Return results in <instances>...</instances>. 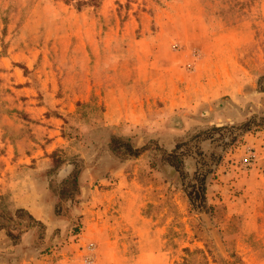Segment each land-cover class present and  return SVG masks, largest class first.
<instances>
[{"label": "rangeland", "instance_id": "1", "mask_svg": "<svg viewBox=\"0 0 264 264\" xmlns=\"http://www.w3.org/2000/svg\"><path fill=\"white\" fill-rule=\"evenodd\" d=\"M77 1L0 0V264H264V0ZM107 87L148 121L108 124Z\"/></svg>", "mask_w": 264, "mask_h": 264}, {"label": "crops", "instance_id": "2", "mask_svg": "<svg viewBox=\"0 0 264 264\" xmlns=\"http://www.w3.org/2000/svg\"><path fill=\"white\" fill-rule=\"evenodd\" d=\"M263 8H264V2H263ZM236 31L242 33V30H237ZM198 34L201 36H205L203 34V32L198 31ZM243 34V33H242ZM200 36V38H201ZM203 61V62H202ZM197 60L198 66H200L201 64L204 63V60ZM204 65V64H203ZM202 67V66H201ZM195 74V73H194ZM192 74V75H194ZM181 77V76H179ZM178 77H174V78H170L168 82H162V84H164V88H168L164 89L166 90V97L163 98L166 99V105L165 107H174L177 106H182V105H186L189 103V97L187 95V93L184 92V88L183 89H179V82L176 79ZM183 80L182 81H186V87H188L189 85L191 87L193 86H200L201 84H204V86L206 85L205 82L203 83L202 80H188V77L182 76L181 77ZM143 86V85H142ZM206 87V86H205ZM107 89H109V93L106 95V97L104 98L106 101V106H105V111L104 114L106 116L109 117V122L108 124H111V126H115V128H119L121 125L124 126H128V125H140L145 123L146 121H148V111L145 108H148V105H146L149 102V97L150 94H146L144 92V90H142V92L140 93V97L137 96L135 98H131L129 101L126 100V98L120 97V98H112V94H113V90L110 89L109 87H107ZM207 89V87H206ZM89 97V93L80 96L79 98L82 100L88 99ZM111 99V100H109ZM157 99V98H155ZM188 100V101H187ZM185 101H187V103L185 104ZM171 111V110H170ZM256 140H258V142L264 143V129L258 131L256 133ZM120 176L119 178V183L120 184L123 182L124 179L127 178V176L121 174H118ZM144 251H141L137 256L138 258H144L146 257Z\"/></svg>", "mask_w": 264, "mask_h": 264}, {"label": "trees", "instance_id": "3", "mask_svg": "<svg viewBox=\"0 0 264 264\" xmlns=\"http://www.w3.org/2000/svg\"><path fill=\"white\" fill-rule=\"evenodd\" d=\"M66 1H70V0H66ZM93 0H79L77 1V6L78 9H81L83 5L88 4L90 2H92ZM109 144V149L112 151V153H114L116 156H120V155H125L127 157L129 156H134V157H138L140 156L145 149L144 148H139L135 145H133V143H131L130 141H122L120 138H118L117 136L113 135L111 137ZM54 159V163H55V168L59 167L63 162L61 160H59V158H57L55 156V154L52 156ZM181 161V160H180ZM180 167V166H179ZM178 167V168H179ZM202 183L204 182V177L201 178ZM78 183V172H74L73 173V177L71 179L66 180L64 187L61 189L60 191V197L62 199L66 198V195L68 194V190H69V186L71 185L72 187L77 186ZM189 197L192 201V203H194L196 198H201L202 201H205L206 197H205V187L203 185L202 187V192H196V194H192L191 192L189 193ZM1 198V195H0ZM21 211H25L23 208L18 209L17 213L18 216H20V212ZM29 219L31 221H38L34 218V216L32 214H28ZM5 218V221H7V223H11V221L14 220L13 214H9L8 218L6 216H4L3 214H0V229H4L6 228V226L2 225L3 224V220ZM7 219V220H6ZM40 222V221H39ZM14 227H8V235L12 238H16L19 239L21 237V232L18 234H14Z\"/></svg>", "mask_w": 264, "mask_h": 264}, {"label": "water", "instance_id": "4", "mask_svg": "<svg viewBox=\"0 0 264 264\" xmlns=\"http://www.w3.org/2000/svg\"><path fill=\"white\" fill-rule=\"evenodd\" d=\"M188 160H190V161H186L187 170H188L189 174L192 176L194 173V169L196 170L195 159L190 158ZM70 171H71V167L64 169L62 172H60L61 177H65L67 174H69Z\"/></svg>", "mask_w": 264, "mask_h": 264}, {"label": "built area", "instance_id": "5", "mask_svg": "<svg viewBox=\"0 0 264 264\" xmlns=\"http://www.w3.org/2000/svg\"><path fill=\"white\" fill-rule=\"evenodd\" d=\"M88 249L90 250V253L89 255L85 258V261L88 263V264H91L94 262V258H95V255H94V247H92V245H89L88 246Z\"/></svg>", "mask_w": 264, "mask_h": 264}]
</instances>
